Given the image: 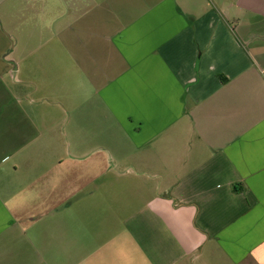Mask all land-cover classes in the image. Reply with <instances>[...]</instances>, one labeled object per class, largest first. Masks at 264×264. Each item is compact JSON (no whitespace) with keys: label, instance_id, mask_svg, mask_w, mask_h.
Returning a JSON list of instances; mask_svg holds the SVG:
<instances>
[{"label":"crops","instance_id":"obj_1","mask_svg":"<svg viewBox=\"0 0 264 264\" xmlns=\"http://www.w3.org/2000/svg\"><path fill=\"white\" fill-rule=\"evenodd\" d=\"M0 264H264V0H0Z\"/></svg>","mask_w":264,"mask_h":264},{"label":"rangeland","instance_id":"obj_2","mask_svg":"<svg viewBox=\"0 0 264 264\" xmlns=\"http://www.w3.org/2000/svg\"><path fill=\"white\" fill-rule=\"evenodd\" d=\"M58 121L59 123L62 122V128L66 123V115H65V110L63 108V106L59 105L58 108ZM92 111V110H91ZM91 127V124H90ZM63 142L65 143V147L67 148V142L65 141V138L63 137ZM80 148L79 147V152H80ZM83 152H86L85 156L86 158L82 159V160H70L69 158H64V164L70 165V166H74V167H83V168H89L91 169L92 167H103V168H107V167H113L116 166L115 165V160L113 158L108 157V155L105 154H101L98 153L97 151V142L96 141H90L88 143L87 147L82 148ZM127 161H124L122 163V165L120 166V169H117L115 172L120 171L123 172V175H121L122 179H128L130 172L127 169ZM114 176H116V174H113ZM109 179L110 177L106 175V179ZM106 179H103V181H105ZM123 183V181H122ZM95 186L91 185L90 188H93ZM128 199V193L125 192L122 194V199Z\"/></svg>","mask_w":264,"mask_h":264}]
</instances>
